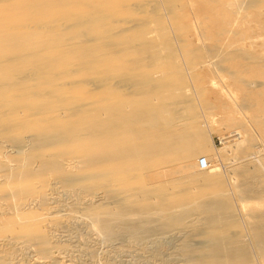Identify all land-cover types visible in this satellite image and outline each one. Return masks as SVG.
<instances>
[{"label":"bare ground","instance_id":"bare-ground-1","mask_svg":"<svg viewBox=\"0 0 264 264\" xmlns=\"http://www.w3.org/2000/svg\"><path fill=\"white\" fill-rule=\"evenodd\" d=\"M152 1L0 0V203L33 194L13 209L30 210L15 216L30 228L83 194L85 209L49 230L76 233L69 264H101L90 238L120 250L171 235L161 264H264V0H158L155 14ZM180 44L204 54L181 65ZM191 76L215 79L202 105L222 115L199 110L205 127ZM232 125L233 150L215 152L210 131ZM47 234L28 235L33 264L58 262Z\"/></svg>","mask_w":264,"mask_h":264},{"label":"rangeland","instance_id":"rangeland-1","mask_svg":"<svg viewBox=\"0 0 264 264\" xmlns=\"http://www.w3.org/2000/svg\"><path fill=\"white\" fill-rule=\"evenodd\" d=\"M130 3L132 4H136L139 5L141 0L139 2H134V0H128ZM159 2H163L165 5H173L172 3H169V0H159ZM152 8L151 12L153 14L156 13V7L158 5V0H153L150 4H149ZM109 13H112V9L108 10ZM139 13L141 12V9H138ZM139 13H135L132 15L131 20H140V14ZM118 15V14H117ZM120 16H125V15H120ZM178 17V16H177ZM179 21L178 19L175 20L174 24H178ZM174 33L180 37V41L183 42V39L181 38V34L177 31H174ZM173 34V33H172ZM194 37H192L191 41H194ZM197 54L198 58L204 54L203 50L200 51H195L193 48H191L190 46H186L183 44H180L176 47V54H177V62H179L181 65H188V57L193 55V54ZM179 55V56H178ZM192 61V60H191ZM195 61V60H193ZM224 75H230V77H228L229 80L232 79V74H231V70L229 69H225L224 71ZM209 84L207 82V78L204 80H197L196 78L192 77L190 79H188V84L193 88V95H194V110L195 113H198L199 110L203 111L205 113V118L207 120H218L221 118L222 112H218V109H207L205 108L202 104H204V101H211L214 100L216 98V93L213 89V85L215 84V79L213 77H210L208 79ZM203 108V110L201 109ZM200 114V112H199ZM199 121L201 123V125L203 127H205V125L202 124V116L200 114L199 116ZM233 129V130H232ZM235 129H237V126L232 125L228 128H221L218 130H213L210 131V141L211 144L213 145L215 152L217 151V153H222V152H226V154H228L229 152H231L234 148L233 143H229V144H222V142L226 141V137L230 136V133L232 131H234ZM253 130V129H251ZM236 131V130H235ZM254 137H255V141L258 139V135L259 133L256 130L252 131ZM229 134V135H228ZM234 138V137H233ZM233 138L228 139L227 141H231ZM239 138V136H238ZM220 140V141H219ZM259 140V139H258ZM238 141V139H237ZM235 141V142H237ZM201 157H204L202 155L199 156V159ZM224 159V160H223ZM225 161V162H224ZM219 162V160H218ZM221 164L224 165V167L228 166L229 164V159H227V156L224 158H221L220 160ZM263 165H264V159H263ZM251 186L254 187V189H257L258 186L254 185L253 182H251ZM38 190V189H37ZM4 192V193H11V190L7 187V185H4L2 183H0V193ZM33 194H27L24 198L19 199V198H7L6 200H2V201H10L8 204H4V203H0V243H6L3 247H1L0 250V258L4 259L6 258L10 263H17V264H33V262H44V259L42 257L39 258V256H41V254L38 253V245L36 243H34L35 241L33 240L32 245H29L31 241H29L28 235L29 234H33V231L36 229H40L45 232V234H47L46 232H49L47 234L48 239L52 240V243H54L55 241L53 240H58L57 236L50 232L49 230L55 229L57 228V226H59L60 222H67V224L69 225L71 222H69V217L75 218L77 214H80L85 207L87 206V199L86 197L81 194V193H77L76 196L74 197H68L63 195L62 197L65 198V200L63 202H61L60 204V212L61 215H58L56 217H47L45 219V223L42 225L39 224L38 222H35L33 224H31L32 226L23 228L21 222L17 223V221L15 220V216L17 217H22L21 221L24 220V216H27L28 212H30V210L28 211H21L19 213L14 212L13 209H15V205L17 206H21L23 205V203L27 200H29L31 198ZM1 200V199H0ZM23 202H19L22 201ZM71 201H76L77 204L75 206L72 207V209L69 210L68 204L71 203ZM69 202V203H68ZM52 205H54L55 203H51ZM248 206L254 204L253 201L247 202ZM35 207H38V205H35ZM32 209L35 210V212H38L40 209ZM51 227H55V228H51ZM42 228V229H41ZM25 231H28L27 233H25ZM68 236L69 239H71L72 243H65V240L67 237L65 236L66 233L61 232L60 234V239L62 241L59 242L56 241V243H58L59 245H61V247H59V249L56 250V252H53L51 255V257H53L54 259H56L58 262L56 263H52V264H69V256L73 255L74 253L77 254L79 252H81L78 249H81L82 244L78 243L77 241V237L75 238L74 236H76V233L74 234L73 231L71 233L68 232ZM51 234L54 236L53 238H49V236H51ZM73 234V235H72ZM42 236L41 233L39 232H35V237H40ZM91 239V240H90ZM88 243L90 244L91 242V247L96 250V252L98 253V261L101 264H141L144 261H146V259L150 260V262H153L155 264H161V260L162 258H171L173 251H174V246L178 243V241L174 238V235L172 237V235L170 236V239L167 240L170 243H165V242H159L158 246L156 248H154V245L156 244H152L150 242H142L141 244H134L131 245L129 242L127 241H122L121 244L123 245V249H118V243H113V244H106V243H101L97 240L93 241V238H90ZM172 239H174L172 241ZM125 240V239H124ZM97 241V242H95ZM177 241V242H176ZM125 242V243H123ZM150 243V244H149ZM176 243V244H175ZM117 244V246H116ZM144 244V245H143ZM149 244V247L147 246ZM163 244V245H162ZM115 245V246H114ZM143 245V246H140ZM63 247H65V249H63ZM76 249V250H75ZM156 249V250H154ZM157 252V253H156ZM157 255V256H156ZM100 256V257H99ZM164 256V257H163ZM100 258V259H99Z\"/></svg>","mask_w":264,"mask_h":264},{"label":"built area","instance_id":"built-area-1","mask_svg":"<svg viewBox=\"0 0 264 264\" xmlns=\"http://www.w3.org/2000/svg\"><path fill=\"white\" fill-rule=\"evenodd\" d=\"M197 165L200 169H206L207 168V162L206 159L204 157H201L200 159H198L197 161Z\"/></svg>","mask_w":264,"mask_h":264}]
</instances>
